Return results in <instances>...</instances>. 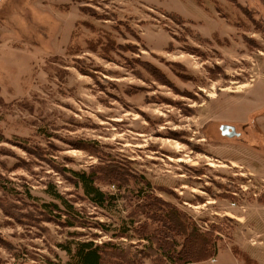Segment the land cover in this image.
<instances>
[{"label": "rangeland", "instance_id": "obj_1", "mask_svg": "<svg viewBox=\"0 0 264 264\" xmlns=\"http://www.w3.org/2000/svg\"><path fill=\"white\" fill-rule=\"evenodd\" d=\"M0 135V264H67L59 243L82 239L167 263L190 247L173 211L211 235L201 264H264V0H1ZM80 140L128 182L99 185L106 206L74 202L92 224L67 228L42 205L50 184L76 197L56 167L103 161Z\"/></svg>", "mask_w": 264, "mask_h": 264}, {"label": "trees", "instance_id": "obj_2", "mask_svg": "<svg viewBox=\"0 0 264 264\" xmlns=\"http://www.w3.org/2000/svg\"><path fill=\"white\" fill-rule=\"evenodd\" d=\"M108 41L109 42L103 46L102 51L106 58H112L109 52L110 48L115 47V41L111 39V37H108ZM92 48L96 50V47ZM83 70L84 69H82V71ZM83 72L86 74L88 73V71ZM2 140L3 137L0 135V142H2ZM74 146L77 149L89 150L98 157L101 156V153L103 152V158L99 157L103 159V161L92 165L88 170L56 167L57 170L67 176L68 181L75 186L76 190L73 192L76 194V197L75 199H68L59 191L52 189L53 185L50 184V186L47 187V190L54 198V201L45 203V205L42 206L46 211L57 212L55 215H51L49 220L56 221L61 226L67 228L87 227L92 224L91 221H88L85 217H83V213L76 207L74 202L77 200H89L97 207L106 206L107 201H110L112 197L109 193L102 190L99 185L102 183L107 185H112L116 182L127 183L129 175L127 166L116 160L113 155H105L106 152L97 147L98 145L96 141H75ZM67 172H70L71 174H68ZM156 203L160 204L161 199L154 197L153 202L151 201V203H147L145 206H153L156 205ZM156 208L157 209L154 210L155 213L156 210H159V207ZM14 210L21 212L18 207H15ZM9 215L23 222H28L29 219L27 213H21L18 215L15 211H13ZM162 217L165 218L164 224H166V228L169 229L171 224L172 226L175 224L179 226L180 231L178 234L186 237L185 242L187 244L188 241L190 243V247H186L184 251L178 252V254L176 253L175 255H171L169 249H162L165 254H163V256L166 258L167 263H163L159 260L158 264H188L192 262L204 261L216 252L215 243L212 241L209 233H202L199 232L198 229L194 228H192L190 233H185L186 227L183 226L184 221L180 218L176 211L164 213L162 214ZM94 224H97V227H102V229L105 230L103 226L106 224H99L97 222H94ZM139 232H143V229H140ZM139 232L137 233L139 234ZM75 234L79 236L78 238H80V236L85 233L77 231L73 232L72 236H75ZM123 234H125L123 231L119 232L118 236L123 237ZM151 234L152 235H145V237L140 238L151 239L152 236L155 235L154 233ZM139 235L144 236L141 234ZM95 236H97V234H95ZM59 246L62 247V249L65 250L69 256L67 264H134V261L131 259L123 260V248L115 247V245L110 242L97 243L93 239L69 240L59 243Z\"/></svg>", "mask_w": 264, "mask_h": 264}, {"label": "water", "instance_id": "obj_3", "mask_svg": "<svg viewBox=\"0 0 264 264\" xmlns=\"http://www.w3.org/2000/svg\"><path fill=\"white\" fill-rule=\"evenodd\" d=\"M1 2V0H0ZM235 133L234 128L230 127L228 125L222 126V134L227 136H232Z\"/></svg>", "mask_w": 264, "mask_h": 264}, {"label": "crops", "instance_id": "obj_4", "mask_svg": "<svg viewBox=\"0 0 264 264\" xmlns=\"http://www.w3.org/2000/svg\"><path fill=\"white\" fill-rule=\"evenodd\" d=\"M206 261H201V262H195V263H190V264H201V263H204Z\"/></svg>", "mask_w": 264, "mask_h": 264}]
</instances>
